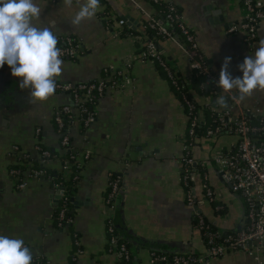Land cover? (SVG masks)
<instances>
[{"label": "crops", "instance_id": "0c3cea01", "mask_svg": "<svg viewBox=\"0 0 264 264\" xmlns=\"http://www.w3.org/2000/svg\"><path fill=\"white\" fill-rule=\"evenodd\" d=\"M173 1L180 5L182 18L192 29L212 71L219 75L223 58L230 56L229 72L233 77L242 76L237 65L252 55L264 38V19L258 24L254 45H248L242 34L227 30L231 22L242 18L241 0ZM36 3L42 14L34 23L54 24L56 34H71L79 41L76 54L62 58L63 72L58 81L101 78L105 76L102 68H123L126 60H130V66L124 85L98 98L94 121L84 126L76 119L70 126L71 145L82 168L73 195L72 222L62 227L56 224L58 191L50 179L29 178L24 188H18L9 166L27 153L36 158L39 144L57 152L43 166L66 174L61 160L65 150L60 145L53 111L71 102V96L56 90L47 101H35L29 90L19 88L21 77H13L7 64L0 68V234L23 239L32 250V264H116V253L107 243L109 215L129 241L130 264H152V250L204 249L203 238L194 225V207L214 226L238 228L245 217L244 200L212 160L214 151L229 147L236 135L195 138L191 151L196 160V172L191 176L195 204H188L181 174L187 119L180 97L152 61L137 56L138 43L120 33L123 25L119 26L117 19L123 17H130L127 24L144 33V20L155 12L154 3L100 0L102 8L95 17L79 26L70 23L78 11L75 0L71 7L63 0ZM106 19H110V25ZM159 45L170 65L186 77L190 66L178 37L162 39ZM193 93L198 103L206 101L201 94ZM239 104L264 113V90L239 100ZM14 144L18 150L11 154ZM86 150L90 152L88 158H84ZM23 164L24 173L34 166L31 158ZM204 171L215 203L205 196L201 186ZM113 172L121 174L122 185L118 207L110 214L104 195ZM219 207L224 210L218 212ZM203 264H264V253L232 250Z\"/></svg>", "mask_w": 264, "mask_h": 264}, {"label": "built area", "instance_id": "2783aa9c", "mask_svg": "<svg viewBox=\"0 0 264 264\" xmlns=\"http://www.w3.org/2000/svg\"><path fill=\"white\" fill-rule=\"evenodd\" d=\"M243 15L240 20L231 22L227 30L231 33H240L248 45H254L257 37L258 24L264 19V0H241ZM173 10V7H170ZM176 15L174 12H168L167 17L172 18ZM182 18V14L178 15ZM119 26L127 23L123 18L117 19ZM151 26L155 25V21L150 22ZM182 31L186 35V40L190 46L180 41L186 52V59L190 66V73L183 77V80L188 83L190 91H192L191 98L183 95L181 102L183 108L186 106V133L184 135V152L182 154V184L184 185L185 198L188 204L194 206L195 200L192 194V186L189 183L192 173L196 172V167L193 163L196 160L192 156V147L194 140L197 137L195 127L198 123H204V117L201 104L196 106V94L190 83L193 79V71L195 69L207 77H211L214 83L218 86L216 81L219 75H216L210 68L209 62L205 63L202 54L198 47V42L193 32H188L187 25L183 24ZM159 29L172 35L167 31L164 25L158 26ZM58 45L63 57H73L76 54L79 41L76 36L71 34H57ZM130 37L138 43V50L135 52L142 60H150L153 58L160 59V53L156 47L154 40L146 38L145 33L140 32L136 34H129ZM206 59V58H205ZM168 76L171 81H175L178 74L171 69L168 58L163 59ZM130 66V60L124 62L123 68L113 69L104 77L97 79H88L77 82L61 81L57 82L58 89L68 91L72 96L71 102L63 103L54 108L53 120L56 123L57 130L60 134V145L66 150L71 144L70 141V126L78 119L84 126L90 125L96 116L95 106L99 97H101L107 90L122 87L128 78L127 71ZM105 68V67H104ZM221 94L227 98L228 106L219 108L218 104H212L210 94H201L205 97V102L202 105L215 110L216 117L214 123L209 125L205 130V137H215L221 133H231L236 135L229 147L218 148L212 154V160L217 169L226 177L234 192L241 195L245 204L244 221L238 228L232 230H224L217 226L210 227V222L206 220L194 207V216L197 217L196 227L203 236L204 249L202 251H192V254L185 253H167L157 254L155 250L151 251L152 264H203L211 258L224 255L228 251L243 250L248 254L264 253V113H259L258 109L242 107L239 104V93L237 90H232L225 93L223 89L218 86ZM82 90V97L79 93ZM70 91V92H69ZM216 97H219L218 95ZM84 99V101H81ZM91 102L93 106L89 107L86 102ZM199 104V103H198ZM250 115L255 116L251 119ZM67 117V122L64 120ZM38 130V128L36 129ZM37 148L41 150L40 162L42 165L32 166L24 173V169L11 167L10 172L14 174L16 185L18 188H24L27 185V179L47 177L45 175L44 163L50 158L56 156L48 148H42L37 144ZM18 150V146H12L11 154ZM90 152H84V158H88ZM62 167L67 170L74 160L77 170L82 168V162L76 160V152L69 156H64L62 159ZM116 176L108 182L110 191L108 195L104 196V204L108 213H113L117 200L119 189L121 188V174L116 172ZM76 177V175H75ZM52 186L55 190L60 187V182L54 180ZM201 186L204 190L205 196L214 201V191L207 180V174L203 173ZM60 198L64 202L68 199L65 191L59 192ZM218 207V204H216ZM66 207H62L58 211V225H63L72 221L71 215L66 213ZM110 216L106 220L107 243L108 248L115 251L117 261L123 258H130L132 251L129 246L123 241H118L117 235L113 233V226L110 223ZM108 221V224H107Z\"/></svg>", "mask_w": 264, "mask_h": 264}, {"label": "clouds", "instance_id": "9594fccd", "mask_svg": "<svg viewBox=\"0 0 264 264\" xmlns=\"http://www.w3.org/2000/svg\"><path fill=\"white\" fill-rule=\"evenodd\" d=\"M71 7L73 0H63ZM78 11L71 18L73 26L91 20L102 8L100 0H75ZM42 14L36 0H0V68L7 64L13 77H21L19 88L29 90L35 101L44 102L55 94L57 78L63 72V52L57 47L55 25L40 26ZM231 57L223 58L218 86L225 93L237 90L243 101L254 92L264 90V38L252 55L245 56L237 68L242 76L233 77L229 72ZM216 103L225 108L227 98L217 97ZM32 250L23 239L0 234V264H32Z\"/></svg>", "mask_w": 264, "mask_h": 264}, {"label": "trees", "instance_id": "16d2710c", "mask_svg": "<svg viewBox=\"0 0 264 264\" xmlns=\"http://www.w3.org/2000/svg\"><path fill=\"white\" fill-rule=\"evenodd\" d=\"M149 1L154 3L155 12L151 16H149V19L144 20V24H143L144 25V33H145L147 39L154 40V43H155V45L158 48L159 53H160V59L153 58L151 60L155 64V66L157 67L159 72L162 73L163 75H165V77L167 78L171 87L177 92L178 96L180 97V101L183 102V99H182L183 95L185 94L187 97L191 98L192 91H190L188 83L183 80V77L180 74V72L176 68H174L173 66L171 67V69L173 68V70L176 72V74L179 75V77H177V79H175L174 82L171 81V79L169 78L167 69H166L165 64L163 62V59H165L167 57L160 50V45H159V41L167 38L168 34L161 31L158 26H160L161 24L164 25L166 27L167 31L172 36L176 35L180 41L185 43L186 46H190V44L186 40L185 33L182 31V29H183L182 25L183 24L187 25V24L183 20V18H180V16L177 17V14L178 15L182 14L181 13L182 12L181 7L178 3L174 2L173 0H149ZM170 7H173V10H170ZM168 12H171V13L174 12L176 15H173L172 18L167 17L166 14ZM106 21H107V24L110 25V22H111L110 19H108V20L106 19ZM153 21H155V25L151 26L150 22H153ZM186 28H187L188 32L189 31L193 32L192 29L188 25ZM120 33L129 35V34H136V33L138 34L140 32L136 28H133L132 26H130V24L124 23L123 26L120 28ZM203 60L205 63L208 62V60L205 58H203ZM102 72H103V75H106L107 73L111 72V68L110 67L102 68ZM91 79H97V78H91ZM57 82H61V81L57 80ZM190 85L199 94H210L212 104H217L216 103V98H217L216 96L217 95L218 96H220V95L224 96L223 94H221V91L219 90L218 86L214 83V80H212L211 77H207L205 74L200 72L199 69H198V71L196 69H195V72L193 71V79H192ZM56 90H60V89L56 88ZM79 93L81 94V97H82V95H83L82 90H79ZM81 101H84V99H82ZM86 104L89 107L93 106V104L91 102H88V101L86 102ZM196 106L199 107L200 103L199 104L196 103ZM201 107H202V112H203V117H204L205 122L204 123L200 122L196 125L195 133H196L197 137L204 136L206 128L209 125L214 123V118L216 117L215 116L216 115L215 110H213L212 108H208L207 106L202 105V104H201ZM184 110H186L185 105H184ZM250 118L255 119V116L250 115ZM64 120H66V122H67L66 116H64ZM41 147L46 148V146H44V145H42ZM49 150L52 153H57L56 151H54L52 149H49ZM73 152H75L74 148L70 144L68 146V148L65 150L63 155L69 156ZM27 154L28 155L25 158L22 157L20 161L13 163L9 167L24 169L25 168L24 167L25 165L23 164L24 160H27L28 158H31V160L33 159V163H34L35 167L41 166V163L39 162L40 157H41V150L40 149L37 150L38 156H36V158H34L32 155H29V153H27ZM80 170L76 169L75 164H74V160L70 164L69 168L66 170V174L64 173L63 170L58 171L56 169L45 166V175H47V177L50 179V182L52 183L54 180H58L60 182V187L57 190L58 191V199H57L58 200V203H57L58 206L56 209V216H55L57 225H58V223H57L58 211L60 208H62L64 206L67 208L66 213L71 215V217L73 218V211L71 210L72 206H73V200H74L73 195H74V192L76 190V184L80 178ZM115 173L116 172H113L110 175L109 181H111L113 178H115V176H116ZM12 175L14 176V174H12ZM75 175H76V177H75ZM120 183H121V181H120ZM189 183L192 186V179H189ZM120 190H121V188L119 189L118 193L120 192ZM60 191L66 192V194L68 196V199L66 200V202H64L62 200V198H60V196H59ZM109 191H110V186L108 184L107 190H106L105 195H104L105 197L108 195ZM118 193L115 196L116 200H117ZM211 202L215 203L214 201H211ZM216 209L218 212H220V211L224 210V207H219ZM115 210H116V206H115L113 213L115 212ZM109 221L114 228L113 233H115L117 235L118 241H123L126 243L127 246H130L128 239L121 234V232L116 227L114 220L111 217H110ZM71 222L65 223L63 225H58V226L62 227L65 225H69V224H71ZM107 224H108V221H107ZM196 224H197V217L194 216V225H196ZM210 227H214V225L210 223ZM155 252L157 254L167 253V252L159 251L158 249H156ZM167 254H168V256L172 255L171 253H167ZM185 254H192V251L185 252ZM131 260H132V255L130 258H123L122 260L117 261L116 264H130Z\"/></svg>", "mask_w": 264, "mask_h": 264}, {"label": "water", "instance_id": "95a60500", "mask_svg": "<svg viewBox=\"0 0 264 264\" xmlns=\"http://www.w3.org/2000/svg\"><path fill=\"white\" fill-rule=\"evenodd\" d=\"M128 18H130V17H123V19L127 22V23H129V21H130V19H128ZM193 165L195 166V163H193ZM194 176V174L192 173V177ZM117 207H118V205H117ZM141 243H143V242H141ZM152 249H156L155 247H151ZM163 252H170V253H185L186 251H180V250H175V249H169V250H163Z\"/></svg>", "mask_w": 264, "mask_h": 264}]
</instances>
